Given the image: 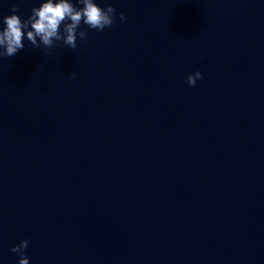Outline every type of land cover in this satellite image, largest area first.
<instances>
[{
	"label": "water",
	"instance_id": "water-1",
	"mask_svg": "<svg viewBox=\"0 0 264 264\" xmlns=\"http://www.w3.org/2000/svg\"><path fill=\"white\" fill-rule=\"evenodd\" d=\"M95 2L0 59V264H264V0Z\"/></svg>",
	"mask_w": 264,
	"mask_h": 264
},
{
	"label": "clouds",
	"instance_id": "clouds-1",
	"mask_svg": "<svg viewBox=\"0 0 264 264\" xmlns=\"http://www.w3.org/2000/svg\"><path fill=\"white\" fill-rule=\"evenodd\" d=\"M82 7H76L70 0H43L39 7H33L27 19L22 20L15 14L18 9L13 5V14L3 16L0 29V59L14 57L24 49V39L33 48L39 49L41 45L52 48L54 42L63 41V44L71 49L77 47V36L83 40L88 32L80 30L83 23L89 29L103 31L110 28L116 22V9L109 4L101 8L95 0H77ZM121 22L126 21L124 12L119 13ZM61 25L63 30L61 31ZM75 77V72L71 73ZM202 73L197 70L187 76L189 86H195L198 79H202ZM29 241L21 240L19 244L11 247L10 251L19 255L18 264H29V258L25 253Z\"/></svg>",
	"mask_w": 264,
	"mask_h": 264
}]
</instances>
